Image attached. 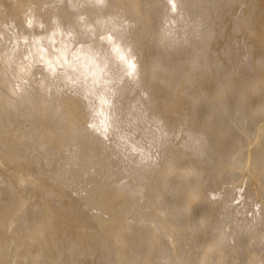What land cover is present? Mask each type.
I'll return each instance as SVG.
<instances>
[{"label": "bare ground", "instance_id": "bare-ground-1", "mask_svg": "<svg viewBox=\"0 0 264 264\" xmlns=\"http://www.w3.org/2000/svg\"><path fill=\"white\" fill-rule=\"evenodd\" d=\"M0 264H264V0H0Z\"/></svg>", "mask_w": 264, "mask_h": 264}]
</instances>
